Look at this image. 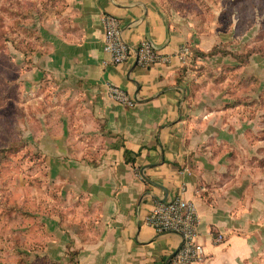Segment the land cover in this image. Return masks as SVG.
Returning a JSON list of instances; mask_svg holds the SVG:
<instances>
[{"label":"crops","instance_id":"1","mask_svg":"<svg viewBox=\"0 0 264 264\" xmlns=\"http://www.w3.org/2000/svg\"><path fill=\"white\" fill-rule=\"evenodd\" d=\"M60 1L38 25L42 48L28 56L25 72L34 83L47 78L77 90L84 97L78 104L84 117L76 119L84 132L77 138L92 133L90 139L99 145L74 156L64 143L65 150L58 148V156L47 158L66 197L81 203L82 212L75 216L82 223L77 220L69 229L59 224L63 254H76L66 264H168L180 237L156 234L146 217L156 203L173 200L181 189L197 211L204 249L198 264H264V169L256 163L264 150L259 140L244 144L248 130L255 131L263 119L264 106L256 109L247 102L213 109L217 103L188 99L192 71L175 57L186 43L208 53L233 42V27L196 32L187 23L179 28L154 0ZM104 15L118 18L128 46L147 40L170 63L111 65L103 51ZM247 34L234 39L242 42ZM258 57L252 55L245 68L220 54L200 61L212 71L229 66L235 73L250 69L256 77ZM226 81L218 85L225 87ZM111 86L125 91L134 106L114 101ZM225 142L234 147V157ZM124 149L132 164L125 162Z\"/></svg>","mask_w":264,"mask_h":264},{"label":"rangeland","instance_id":"2","mask_svg":"<svg viewBox=\"0 0 264 264\" xmlns=\"http://www.w3.org/2000/svg\"><path fill=\"white\" fill-rule=\"evenodd\" d=\"M58 1L0 0V264H66L69 256L63 254L58 241L59 224L62 229H69L81 221L75 216L82 212L80 201L66 197L46 164L47 158L58 156V148L65 150L64 143L74 156L88 154L87 148L96 145L97 141L90 139L92 133L77 138L84 132L76 121L77 116L79 120L84 117L78 105L84 97L74 88L51 79L34 83L26 79L25 72L30 66L28 56L42 48L38 25L47 12L54 11ZM154 2L179 28L187 23L196 32L220 25L233 27L234 50L233 46L229 49L233 42L217 47L231 55L256 49L252 55L259 56L256 77L250 75V69L235 73L229 66L212 71L201 63L203 57L198 51L189 43L183 44L180 48L191 51L185 65L192 71L187 80L188 99L217 103L213 109L220 106L229 110L237 105L247 106V102L256 109L264 106V0ZM243 31L248 34L242 42L236 41L234 38ZM250 33L254 34L252 40ZM236 62L243 67L247 64ZM225 79V87L219 86ZM211 81L213 85L208 86ZM254 129L248 130L244 144L259 140L264 150V116ZM224 149L234 157L233 146L225 142ZM244 160L243 165L247 164ZM256 163L264 169V157Z\"/></svg>","mask_w":264,"mask_h":264},{"label":"built area","instance_id":"3","mask_svg":"<svg viewBox=\"0 0 264 264\" xmlns=\"http://www.w3.org/2000/svg\"><path fill=\"white\" fill-rule=\"evenodd\" d=\"M103 51L109 57V63L119 66L133 61L140 68H148L155 64H168L170 57L160 54L147 40H143L138 46H128L122 36L120 21L113 15H104ZM191 55L187 47H182L176 54L180 63H185ZM110 97L117 103L132 108L133 101L122 89L111 86ZM184 189H181L179 196L171 201L156 203L148 216L146 225L156 234L172 233L180 237L178 250L169 258L168 264H198L204 258V249L198 242L197 232V211L195 205L185 200ZM222 240L221 236L216 238L217 242Z\"/></svg>","mask_w":264,"mask_h":264},{"label":"trees","instance_id":"4","mask_svg":"<svg viewBox=\"0 0 264 264\" xmlns=\"http://www.w3.org/2000/svg\"><path fill=\"white\" fill-rule=\"evenodd\" d=\"M217 49L220 50V48H218L216 46L208 53H202V52H199V51H198V53H200V57H213V56H216V55H219V54L222 55V56L230 55L236 61L241 62V64H244V63L247 62L248 57H250L252 54L257 52L256 49L255 50L251 49V50H248V52L246 54L231 55L230 53H228V52H226L224 50L218 51ZM123 156H124V160H125L126 163L132 164L134 162L133 158H131L130 152H128L126 149H124ZM68 249H69V246H68ZM68 255L71 257V260H73V258H74V256L76 254L74 252H69Z\"/></svg>","mask_w":264,"mask_h":264}]
</instances>
